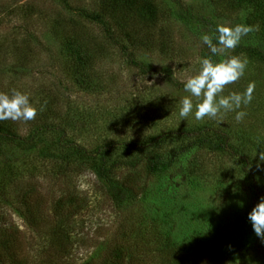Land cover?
Masks as SVG:
<instances>
[{"label":"rangeland","instance_id":"374dc122","mask_svg":"<svg viewBox=\"0 0 264 264\" xmlns=\"http://www.w3.org/2000/svg\"><path fill=\"white\" fill-rule=\"evenodd\" d=\"M31 1L43 13L49 14L48 17L55 13L76 17L68 8L74 11L72 8L83 5V0L69 2L68 7L58 0H0V44L3 47L0 49V93L19 91L28 95L32 105L41 93L51 92L50 96L57 99L55 108L62 115L68 109L75 114H87L91 121L97 120L100 131L110 133L108 137L114 141L151 140L157 135H167L169 131L189 130L202 125L222 126L231 135L243 132L246 142L243 147L251 158L254 174L259 182L264 183V163L258 168L255 156L264 151V68L258 69L257 64L247 58L244 75L227 85L222 93H242L250 82L255 84L252 102L246 108L242 107L247 115L239 122L234 119V113L223 114L217 120L196 121L191 115L181 120L178 109L179 101L185 95L183 90H176L159 79H140L117 53L111 63L103 65L112 78L109 93L85 95L75 89L65 93L64 85H69L57 60V47L42 23L31 21L27 26L36 37L28 57L23 61L24 58L16 57L17 53L11 54L15 47L13 41L18 36V42L24 39L22 30L17 33L20 12H13L16 7ZM180 1L195 12L204 8V0ZM156 3L161 11V23L174 41V54L163 58L156 51L142 52L139 60L184 82L199 71L206 46L200 41V32H194L176 20L171 12L172 0H156ZM236 17L228 13L217 14L215 21L231 27ZM90 27L92 31L96 29ZM26 51L24 47V53ZM231 52L232 49L218 53L219 59H225ZM20 63L23 68L12 75V69L20 67ZM10 65L12 68L8 70ZM116 120L118 127L113 128L112 121ZM19 125L25 129V124L21 122ZM77 141L91 147L97 141L96 134L82 133ZM249 141L254 142L257 149L251 148ZM183 143L167 139L156 150L163 155L171 154ZM116 155L127 159L125 153ZM26 159L11 149L0 151V167L3 163L18 165L17 189L30 184L31 209H36L40 203L46 214L47 221L34 231L8 211L10 222L18 226L26 244H30L31 237L36 238L38 233L50 239L53 208L67 200L81 209L75 223H85L79 232L77 227L74 231L78 233L76 239L81 236L85 240L83 245L75 246L74 255L80 262L79 259L85 261L88 255H97V261L101 260L106 255V246L110 245L116 248L112 255H145L137 264H168L163 255H195L190 264H264V242L255 236L247 220L248 212L258 201H253L242 190L244 183L239 176V164L228 155L192 148L163 176L149 175L144 163L135 168L117 167L115 178L136 194L133 202L119 210L97 190L89 173L63 181L44 178L49 163L34 157ZM32 254L33 248H29L28 255Z\"/></svg>","mask_w":264,"mask_h":264},{"label":"trees","instance_id":"16d2710c","mask_svg":"<svg viewBox=\"0 0 264 264\" xmlns=\"http://www.w3.org/2000/svg\"><path fill=\"white\" fill-rule=\"evenodd\" d=\"M58 1L64 7H68L69 2H81ZM172 4L171 12L176 20L201 35L214 32L216 26L220 25L215 21L217 14L228 13L237 16L235 24L254 26L255 30L244 37L241 44L232 49L230 55L246 57L257 64L258 69L264 68V0H204V8L197 12L180 0H172ZM72 9L74 11L71 8H68V11L73 12L76 17L60 13L48 17L49 14L43 13L32 1L16 7L13 14L20 12L21 28L18 27L17 33L22 30L24 39H19L18 42V36L13 41L15 47L11 54L17 53L16 57L24 58L23 61L28 57L36 37L29 32L27 26L31 21H38L47 29L49 39L57 47V60L67 80L66 84L69 85H64L65 93L73 92L74 89L85 95L100 96L109 93L112 78L103 65L111 63L115 53L119 54L126 66L134 70L140 79H159L176 90H183L184 82L139 60L142 52L156 51L163 58H170L174 54V41L161 23L162 15L156 0H83V5ZM90 26L96 29L92 31ZM24 47L27 50L25 53ZM1 48L3 47L0 44ZM111 50L114 51L113 54ZM206 55H211L207 47L203 53V56ZM230 55L228 57H231ZM213 59L220 60L218 54ZM17 61L20 62L19 59ZM21 63L20 67L12 69V75L23 68ZM11 68V65L7 67L8 70ZM3 93L11 95L8 90ZM50 95L51 92L44 91L36 103L31 105L36 109L33 120L0 121V151L11 149L23 158L34 157L48 162L50 166L48 171H44V178L47 176L63 181L89 173L96 183L97 190L119 210L133 202L136 194L131 187L115 178L117 167L135 168L144 163L149 175L163 176L175 166L179 157L192 148L200 147L233 158L239 164V176L244 183L242 190L248 193L253 201H258L264 196V183L259 182L255 176L251 158L243 147V132L231 135L229 131L221 128L222 126L202 125L189 130L169 131L167 135H157L151 140L114 141L109 139L110 133L101 132L98 121H91L87 114H75L68 109L62 115L55 108L57 99ZM21 122L25 124V133L20 128ZM112 127H118V120L112 121ZM89 131L96 134L97 141L95 145L86 147L77 141V138ZM167 139L181 140L184 143L171 154L163 155L156 149ZM249 145L257 149L254 142L249 141ZM117 153H125L127 159L117 156ZM2 166L0 264H137L145 257L112 255L116 248L108 245L105 248L106 255H103L101 260L97 261V255H88L85 261H77L74 255L75 246L83 245L85 240L81 236L76 239L78 233L74 231L77 227L79 232L80 226L85 223H75L81 209L74 202L67 200L60 202L61 206L53 208L50 239L38 233L36 238L31 237L30 244H26L18 226L10 222L8 211L24 224L27 223L34 231L42 225L41 223L47 221L46 214L43 213L40 203L36 209H31L30 184H26L24 189H17L19 181L15 178L18 165L3 163ZM64 209L69 212H64ZM29 248H33L32 255H28ZM163 256L167 257L168 264H190L195 255Z\"/></svg>","mask_w":264,"mask_h":264},{"label":"clouds","instance_id":"9594fccd","mask_svg":"<svg viewBox=\"0 0 264 264\" xmlns=\"http://www.w3.org/2000/svg\"><path fill=\"white\" fill-rule=\"evenodd\" d=\"M255 30L254 26L237 23L231 27L217 25L214 32L203 33L201 43L206 46L211 55L200 58L199 71L188 77L183 83L185 95L179 101L178 116L181 120L190 115L196 121L217 120L223 114L234 113V119L239 122L247 115L246 108L253 100L254 83H249L240 92H230L222 95L227 85L238 81L245 73L247 58L231 56L221 60L213 57L226 50L235 49L244 37ZM194 98L196 103H194ZM36 116V109L30 105L28 95L13 90L11 95L0 93V121L12 120L27 122ZM257 156V167L264 163V151ZM247 220L255 236L264 242V196L248 212Z\"/></svg>","mask_w":264,"mask_h":264}]
</instances>
